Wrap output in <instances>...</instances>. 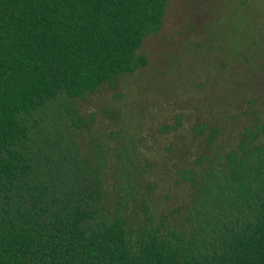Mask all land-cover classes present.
I'll return each mask as SVG.
<instances>
[{
    "label": "trees",
    "instance_id": "obj_1",
    "mask_svg": "<svg viewBox=\"0 0 264 264\" xmlns=\"http://www.w3.org/2000/svg\"><path fill=\"white\" fill-rule=\"evenodd\" d=\"M167 7L0 0V264H264V123L215 150L202 183L182 175L198 191L183 227L156 217L125 141L109 206L103 144L93 141L91 159L81 153L79 104L147 65L138 51ZM218 134L209 129L207 149Z\"/></svg>",
    "mask_w": 264,
    "mask_h": 264
},
{
    "label": "rangeland",
    "instance_id": "obj_2",
    "mask_svg": "<svg viewBox=\"0 0 264 264\" xmlns=\"http://www.w3.org/2000/svg\"><path fill=\"white\" fill-rule=\"evenodd\" d=\"M166 1L161 31L138 51L147 65L79 104L86 121L79 144L86 159L93 158L94 140L104 146L109 206L125 141L142 165L136 182L156 217L183 227L198 191L182 175L192 171L202 183L200 173L215 161V150L237 148L246 129L264 123V0ZM212 127L219 134L209 150Z\"/></svg>",
    "mask_w": 264,
    "mask_h": 264
}]
</instances>
